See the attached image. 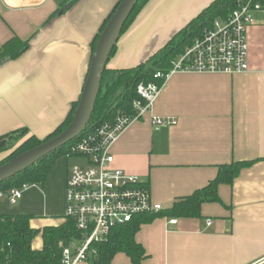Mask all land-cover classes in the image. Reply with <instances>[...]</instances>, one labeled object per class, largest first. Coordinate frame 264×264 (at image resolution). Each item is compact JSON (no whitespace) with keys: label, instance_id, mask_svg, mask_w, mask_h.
<instances>
[{"label":"crops","instance_id":"1","mask_svg":"<svg viewBox=\"0 0 264 264\" xmlns=\"http://www.w3.org/2000/svg\"><path fill=\"white\" fill-rule=\"evenodd\" d=\"M213 1L149 0L120 36L106 69L143 63ZM118 2L79 0L67 9V0H0V48L12 38L29 40L22 56L0 63V138L15 133L43 141L65 121L81 95L91 44ZM246 40L248 73L172 76L150 112L111 148L112 167L144 183L163 210L207 186L221 166L253 163L231 185L217 188L220 203L203 204L201 218L141 225L135 241L145 250L143 264H264L262 11L252 14ZM153 118L176 124L156 128ZM11 152L0 153V162ZM55 169L56 163L46 181ZM68 171L57 174L62 204ZM46 181L23 191L21 212L0 216L28 215L38 230L59 226L64 216L38 220L29 210V202L46 191ZM35 240L32 248L40 250L42 239ZM111 264L132 263L117 254Z\"/></svg>","mask_w":264,"mask_h":264},{"label":"trees","instance_id":"2","mask_svg":"<svg viewBox=\"0 0 264 264\" xmlns=\"http://www.w3.org/2000/svg\"><path fill=\"white\" fill-rule=\"evenodd\" d=\"M79 0H67L66 8L72 7ZM122 0H119L116 8ZM149 0H139L130 17L125 23L121 35L131 26L137 15ZM240 0H214L207 8L201 11L181 31L174 35L161 49L153 53L143 63L128 69L108 71L103 74L100 93L96 100L91 119L84 133L74 141L43 158L26 171L0 184V193H8L12 189H21L23 186H35L45 183L56 161L62 158L67 149L85 135L94 132L105 123H111L118 115L134 117L136 112L133 104L140 100L137 87L140 84H156L160 86L162 80L154 79L157 73L166 74L172 63L188 48L195 39L201 38L205 31L210 29L216 20H226L237 9ZM264 0H257L262 5ZM114 9V11L116 10ZM66 9V10H67ZM101 27L91 44V55L95 49L99 35L108 20ZM56 12L55 15H59ZM116 47V46H115ZM115 47L110 58L115 52ZM29 48V40L12 38L0 48V63L13 61L22 56ZM109 58V59H110ZM112 76L110 82L106 79ZM78 101L75 102L65 121L43 141L30 137L18 148L9 154L0 166L29 151L42 143L58 136L70 124ZM15 133L0 138V153L7 151V144ZM253 163H232L221 166L217 177L203 189L192 195L178 199L172 207L154 215H145L135 218L132 222L112 229L108 238L93 245L94 253L89 257V264H111L117 254L126 255L132 264H143L146 253L143 247L135 241V235L143 224H148L158 218L168 219H198L201 218V206L205 203H220L217 188L220 185H231L242 169ZM31 217L28 215H1L0 216V264H61L62 249L72 240L79 237L75 224L66 219L59 226H47L41 230L30 226ZM41 236L42 248L34 250L33 241Z\"/></svg>","mask_w":264,"mask_h":264},{"label":"built area","instance_id":"3","mask_svg":"<svg viewBox=\"0 0 264 264\" xmlns=\"http://www.w3.org/2000/svg\"><path fill=\"white\" fill-rule=\"evenodd\" d=\"M264 9L257 0H240L239 6L226 20L214 21L201 38L184 50L166 73H157L156 84H140L133 104L134 117L118 115L113 122L105 123L94 132L72 144L63 158H81L86 167H73L68 171L65 189L64 220H72L79 237L62 249L61 264H89L94 253L93 245L104 242L112 229L132 222L135 218L163 211L152 201L147 186L136 177L114 169L111 148L124 131L149 113L165 83L176 74H225L249 72L247 63V29L252 14ZM156 128L175 125L176 121L153 118ZM12 189L0 193V200L16 205L23 191ZM170 225L176 220L170 219ZM211 223L208 221L207 225Z\"/></svg>","mask_w":264,"mask_h":264},{"label":"water","instance_id":"4","mask_svg":"<svg viewBox=\"0 0 264 264\" xmlns=\"http://www.w3.org/2000/svg\"><path fill=\"white\" fill-rule=\"evenodd\" d=\"M139 0H122L99 35L73 118L58 136L0 166V184L26 171L51 153L79 138L91 119L103 74L122 29ZM66 8V7H65ZM65 9L61 12L63 13ZM60 12V14H61Z\"/></svg>","mask_w":264,"mask_h":264},{"label":"rangeland","instance_id":"5","mask_svg":"<svg viewBox=\"0 0 264 264\" xmlns=\"http://www.w3.org/2000/svg\"><path fill=\"white\" fill-rule=\"evenodd\" d=\"M109 81V80H108ZM111 81V80H110ZM109 81V82H110ZM22 134H16L9 139L7 144L8 151H14L24 142ZM87 161L81 158H59L56 161V169L50 175V178L46 181V191H44L41 197H36L29 202V210L31 211L34 219H42L46 221H56L61 219L65 214V202L62 204L60 201V188L56 183L58 178L57 174L65 172L67 169L73 167H86ZM60 182V181H59ZM56 184V186H54ZM65 197V193H64ZM25 203V200L22 202L18 201L16 205L5 204L3 200H0V213L1 214H10L13 212H21V204ZM40 236L36 238L35 244L40 241Z\"/></svg>","mask_w":264,"mask_h":264}]
</instances>
